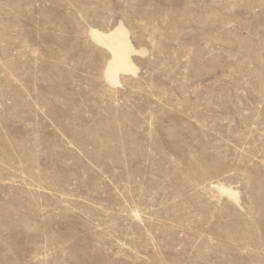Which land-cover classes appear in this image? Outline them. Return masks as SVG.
I'll use <instances>...</instances> for the list:
<instances>
[{
    "label": "rangeland",
    "instance_id": "rangeland-1",
    "mask_svg": "<svg viewBox=\"0 0 264 264\" xmlns=\"http://www.w3.org/2000/svg\"><path fill=\"white\" fill-rule=\"evenodd\" d=\"M0 264H264V0H0Z\"/></svg>",
    "mask_w": 264,
    "mask_h": 264
},
{
    "label": "bare ground",
    "instance_id": "bare-ground-1",
    "mask_svg": "<svg viewBox=\"0 0 264 264\" xmlns=\"http://www.w3.org/2000/svg\"><path fill=\"white\" fill-rule=\"evenodd\" d=\"M88 33L92 40L106 49L110 57L103 69L105 79L113 86L120 83V73H135L137 68L132 60L135 53L144 52L143 49L134 48L128 29L117 23L108 30L90 27Z\"/></svg>",
    "mask_w": 264,
    "mask_h": 264
}]
</instances>
